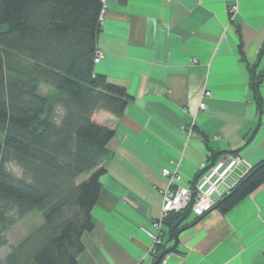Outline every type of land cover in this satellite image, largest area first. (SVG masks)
<instances>
[{"label": "crops", "instance_id": "0c3cea01", "mask_svg": "<svg viewBox=\"0 0 264 264\" xmlns=\"http://www.w3.org/2000/svg\"><path fill=\"white\" fill-rule=\"evenodd\" d=\"M106 6L94 71L124 87L130 102L120 118L92 116L114 137L77 264H154L148 233L161 218L162 190L190 188L210 166L238 159L226 178L233 187L264 161V79L259 116L240 55L241 48L245 62L263 71L264 0H106ZM208 149L221 155L210 162ZM162 169L175 170L180 181L168 187ZM263 251L264 184L225 215L212 210L183 229L176 251L160 264H264Z\"/></svg>", "mask_w": 264, "mask_h": 264}, {"label": "trees", "instance_id": "16d2710c", "mask_svg": "<svg viewBox=\"0 0 264 264\" xmlns=\"http://www.w3.org/2000/svg\"><path fill=\"white\" fill-rule=\"evenodd\" d=\"M100 9V0H0V248L17 222L32 213L42 220L8 247L0 264H77L84 251L82 235L93 229L91 210L114 130L92 116L106 112L120 118L130 102L124 87L94 71ZM263 52L264 44L259 55ZM240 55L260 116L264 69L256 73L241 48ZM41 86L54 92L46 97ZM209 154L210 162L221 155ZM10 164L22 176L10 172ZM262 184L264 161L251 167L212 210L225 215ZM193 202L192 197L184 210L162 219L154 262L175 252L179 233L202 218L185 224Z\"/></svg>", "mask_w": 264, "mask_h": 264}, {"label": "built area", "instance_id": "2783aa9c", "mask_svg": "<svg viewBox=\"0 0 264 264\" xmlns=\"http://www.w3.org/2000/svg\"><path fill=\"white\" fill-rule=\"evenodd\" d=\"M101 1V9L99 12L98 20L100 24L103 23L105 19V14L107 10L106 0ZM101 55L98 51L95 53L94 65L98 64ZM210 94L208 92L204 93L205 97ZM200 110L205 109V104L200 103L198 105ZM239 163L238 159L231 160L226 164H218L211 167L196 183L193 191L190 188L179 187L177 191L171 192L168 189L162 190L161 201H162V211L161 218L159 222L152 223V231L148 233L150 238L154 240V245L160 244V233H161V221L170 212H179L186 208L188 203L191 202L192 197L194 198L193 207L191 210V215L193 217H203L206 213L210 212L214 204L223 195L227 194L232 188V185L226 184V178ZM162 177L167 180L168 187L175 185V183L180 181V176L175 170L162 169Z\"/></svg>", "mask_w": 264, "mask_h": 264}, {"label": "rangeland", "instance_id": "374dc122", "mask_svg": "<svg viewBox=\"0 0 264 264\" xmlns=\"http://www.w3.org/2000/svg\"><path fill=\"white\" fill-rule=\"evenodd\" d=\"M5 28L4 26L2 29ZM1 31V28H0ZM40 94L48 97L54 91L48 87L41 86L39 90ZM3 140V136L0 134V143ZM9 171L16 176H22L21 171L16 168L13 164L7 166ZM85 178V177H84ZM212 210V209H211ZM211 212V211H210ZM209 213V212H208ZM42 224V220L37 213H32L23 220L17 222L7 233L4 234L5 241L7 245L0 248V261L6 256L9 251L8 247L10 245L16 244L23 240L29 233H31L35 228Z\"/></svg>", "mask_w": 264, "mask_h": 264}, {"label": "water", "instance_id": "95a60500", "mask_svg": "<svg viewBox=\"0 0 264 264\" xmlns=\"http://www.w3.org/2000/svg\"><path fill=\"white\" fill-rule=\"evenodd\" d=\"M162 259V255L158 257V259L154 262V264H159L160 260Z\"/></svg>", "mask_w": 264, "mask_h": 264}, {"label": "bare ground", "instance_id": "6f19581e", "mask_svg": "<svg viewBox=\"0 0 264 264\" xmlns=\"http://www.w3.org/2000/svg\"><path fill=\"white\" fill-rule=\"evenodd\" d=\"M188 206V205H187Z\"/></svg>", "mask_w": 264, "mask_h": 264}]
</instances>
